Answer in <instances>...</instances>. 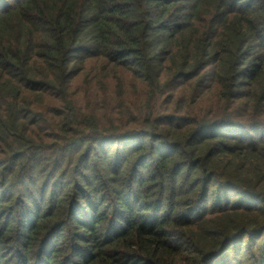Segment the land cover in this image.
<instances>
[{"label":"trees","instance_id":"trees-1","mask_svg":"<svg viewBox=\"0 0 264 264\" xmlns=\"http://www.w3.org/2000/svg\"><path fill=\"white\" fill-rule=\"evenodd\" d=\"M0 264H264V0H0Z\"/></svg>","mask_w":264,"mask_h":264}]
</instances>
